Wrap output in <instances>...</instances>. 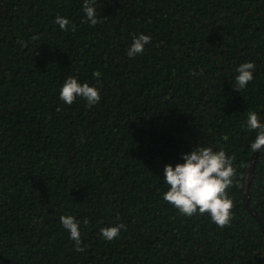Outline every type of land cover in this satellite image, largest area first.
Returning <instances> with one entry per match:
<instances>
[{"label":"trees","instance_id":"16d2710c","mask_svg":"<svg viewBox=\"0 0 264 264\" xmlns=\"http://www.w3.org/2000/svg\"><path fill=\"white\" fill-rule=\"evenodd\" d=\"M83 3L0 0V264H264V232L244 206L247 112L264 122V0H96L95 26ZM140 34L151 42L129 58ZM244 62L254 78L236 92ZM69 76L100 101H61ZM199 146L235 157L228 226L163 199L164 166ZM249 198L264 225V150Z\"/></svg>","mask_w":264,"mask_h":264},{"label":"clouds","instance_id":"9594fccd","mask_svg":"<svg viewBox=\"0 0 264 264\" xmlns=\"http://www.w3.org/2000/svg\"><path fill=\"white\" fill-rule=\"evenodd\" d=\"M96 0H84L83 12L87 22L95 26L100 21L96 17ZM54 23L59 25L61 31L75 30V25L69 28L70 21L57 15ZM32 39H38L33 37ZM151 42V37L140 34L133 37L131 46L126 50L129 58L142 54L145 45ZM23 43V42H21ZM27 47V44H24ZM255 64L244 62L236 69L238 73L234 78L235 91L239 92L253 80ZM193 75L195 73H192ZM202 74V73H201ZM93 76L100 78V72H94ZM77 97L84 99L89 106L100 101L97 88L89 86L87 83H79L76 78L69 76L60 88L59 98L67 105H72ZM248 131L256 133L254 142L250 147L253 152L264 150V122H261L257 113L247 112L246 120ZM184 163H178L173 168L171 165L164 166V182L168 185V190L164 194L165 202L175 207L182 215L192 216L197 213L208 214L213 223L218 227H225L232 219L231 210L233 201L227 196L226 190L232 186L236 175L233 167L235 157H228L221 151H213L208 147H197L188 154L182 155ZM60 223L65 230L70 233V239L75 241L74 251L83 252L81 247L79 223L71 215L61 216ZM88 223L87 219L84 221ZM124 224L114 227H104L100 229V235L106 241H112L118 237Z\"/></svg>","mask_w":264,"mask_h":264},{"label":"water","instance_id":"95a60500","mask_svg":"<svg viewBox=\"0 0 264 264\" xmlns=\"http://www.w3.org/2000/svg\"><path fill=\"white\" fill-rule=\"evenodd\" d=\"M258 154H259V151L258 152H255L252 155V157H251L250 166H249V176H248V180H247V184H246V189H245V193H244V206L249 211V213L256 219L257 223L260 225L262 231L264 232V225L262 223V220L259 217V215L250 206V198H249L250 186H251V183L253 181L254 170H255V163H256Z\"/></svg>","mask_w":264,"mask_h":264}]
</instances>
